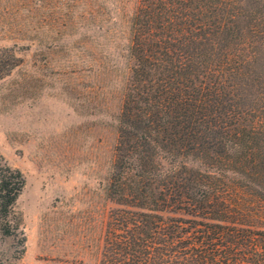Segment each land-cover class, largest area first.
I'll return each mask as SVG.
<instances>
[{"label":"trees","instance_id":"1","mask_svg":"<svg viewBox=\"0 0 264 264\" xmlns=\"http://www.w3.org/2000/svg\"><path fill=\"white\" fill-rule=\"evenodd\" d=\"M131 30L100 264H264V0H139ZM25 185L0 155V264Z\"/></svg>","mask_w":264,"mask_h":264},{"label":"rangeland","instance_id":"2","mask_svg":"<svg viewBox=\"0 0 264 264\" xmlns=\"http://www.w3.org/2000/svg\"><path fill=\"white\" fill-rule=\"evenodd\" d=\"M138 3L0 0V54L21 58L0 78V155L26 176L13 264H100Z\"/></svg>","mask_w":264,"mask_h":264}]
</instances>
